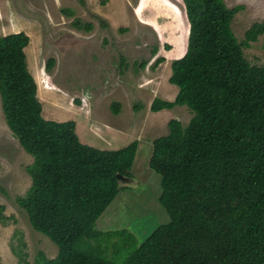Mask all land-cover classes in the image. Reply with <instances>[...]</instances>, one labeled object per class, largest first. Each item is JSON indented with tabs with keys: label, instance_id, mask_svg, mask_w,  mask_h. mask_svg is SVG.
I'll return each mask as SVG.
<instances>
[{
	"label": "trees",
	"instance_id": "16d2710c",
	"mask_svg": "<svg viewBox=\"0 0 264 264\" xmlns=\"http://www.w3.org/2000/svg\"><path fill=\"white\" fill-rule=\"evenodd\" d=\"M183 2L190 24L187 51L172 61L169 79L179 92L173 101L154 98L150 109L187 105L193 116L187 125L171 119L169 133L153 141L149 166L161 176L159 201L170 220L140 245L126 229L97 228L123 183L133 179L138 140L102 150L81 141L74 120L46 119L25 51L30 36H0L3 112L33 156L27 167L31 186L17 201L33 228L58 246L54 258L40 251L36 264H264V65L251 64L244 53L264 35V20L239 40L232 21L242 5ZM164 60L158 57L155 65ZM55 63L49 58L46 71ZM120 107L114 102L113 112ZM4 211L0 204L2 223L11 218ZM114 235L132 248L123 262L103 246ZM18 257L17 264H30L26 252Z\"/></svg>",
	"mask_w": 264,
	"mask_h": 264
},
{
	"label": "rangeland",
	"instance_id": "374dc122",
	"mask_svg": "<svg viewBox=\"0 0 264 264\" xmlns=\"http://www.w3.org/2000/svg\"><path fill=\"white\" fill-rule=\"evenodd\" d=\"M224 1L230 8L243 6L232 21L233 31L239 40L244 39L245 32L253 23L264 20V0ZM142 4L144 9L136 14ZM64 8L68 10L66 14L62 11ZM77 18L82 22L79 27L74 25ZM88 23L93 25L90 31L86 30ZM20 31L29 32L39 39L36 65L46 79L37 76L40 87L52 86L45 68L47 60L54 58L56 63L50 75L57 84L55 89L64 88L68 95L72 94L69 90H74V103L81 100L84 107L93 96L91 90H96L102 102L100 112L108 121L118 123L127 134L130 133L132 142L137 140L140 128H146L145 133H141L144 138L139 137L140 151L132 169L133 179L123 183L126 187L97 221V228L101 231H130L140 245L158 226L170 220L159 201L161 176L147 163L153 152L152 142L148 146V135L168 134L169 125L165 122L158 125L156 117H152L156 112L150 109L155 95L151 89L140 92L136 88L139 79L143 83L147 80L145 77L155 75L152 73L155 69L151 71L142 67V62L153 66L159 56L165 55L173 61L185 55L190 24L183 0H0V36ZM165 33L173 45L166 53ZM180 33L183 34L179 37ZM244 53L251 64L264 65V35L245 47ZM168 66L169 63L166 68ZM86 75L88 79L85 80ZM123 85H127L130 96H121L123 91L120 87ZM107 90L113 94L111 106ZM82 91L85 96L81 97ZM116 98L122 101L119 102L122 107L120 117L113 112ZM135 105L139 107L134 109ZM49 110L54 112V108H46V117L50 116ZM107 110L110 115L105 113ZM173 111L170 114L176 119L179 117L184 125L193 116L187 105H177ZM52 117L60 119L59 116ZM151 117L153 126H150ZM32 162L33 156L21 146L6 122L0 95V204L5 206L4 213L11 217L5 223L0 222L3 264H17L21 251L27 253L30 264H36L40 251L48 258L58 254V246L33 228L27 211L17 201V197L26 195L31 186L27 167ZM119 240L120 237L114 235L103 246L108 249L110 258L123 262L132 248L125 243L118 244Z\"/></svg>",
	"mask_w": 264,
	"mask_h": 264
},
{
	"label": "crops",
	"instance_id": "0c3cea01",
	"mask_svg": "<svg viewBox=\"0 0 264 264\" xmlns=\"http://www.w3.org/2000/svg\"><path fill=\"white\" fill-rule=\"evenodd\" d=\"M143 9H144V6L142 4L137 8L135 13L140 14ZM26 33L30 36L31 41H30L29 45L25 48V51L27 54L29 69H30L31 73L33 74V76L35 77L37 85H38L37 94H38V97H39V99L42 103V106H43V115H45L44 111L46 110V108L52 107V108H54V112L50 113L51 110H49L50 116L46 117V115H45V117L47 119L55 118L56 121L74 120L77 124L76 130H77V133H78L81 141L87 145H90V146H93V147H96V148H99L102 150H117V149H120V148L125 147L126 145L130 144L132 142V138H130V133L127 134L126 130L123 127L121 128L118 125V123H114L113 121H108L109 119L104 117L102 112H100L102 102L100 101L99 95H98L96 90H91V92L93 93V96L91 97L89 102H86V107H84L81 100H79L78 103H74L73 96H72V94L75 95L74 90H72V91L69 90L72 94L68 95V91H66L64 88L60 89L58 87L57 89H55L56 88L55 85H57V84H55L52 76L50 75V72L46 71V75L49 77L52 86L48 87L47 85H45L44 87L43 86L40 87L37 76L42 80L45 79V77L43 76L41 70L38 69L37 65H36L37 58L39 56L38 53L40 50L39 39L36 37L34 38V36L29 32H26ZM182 34L183 33H180V34H178V36L180 37ZM188 36H189V32H188V35L186 38L187 42H188ZM158 37L161 39V37L159 35H158ZM164 38L166 39L165 40L166 45L170 46L172 49L173 45L168 40V33L164 34ZM176 46H179V44H177ZM186 50H187V47H186ZM167 51H169V50H165V53ZM185 53H186V51H185ZM183 56H181V57H183ZM159 57H164L165 60L163 62L159 63L158 65H155V63H154L153 66L146 65V67H144L146 69L150 68L151 71L153 69H155V71H152V73H154L155 75L152 77H145L147 80L143 83H141L140 79H139V84H138V87L136 88V90L141 92V91H145V90H147V88H149V89H151V93L155 94L154 98L158 97V98H161L164 100L173 101V100H175V98L179 92V88H178V86L171 84L169 81L170 76L172 74V69H171L172 60L169 61L165 55L159 56ZM181 57H178V58H181ZM167 63H169L168 68H166ZM157 73L160 74V76H157ZM86 79H88L87 75H86L85 80ZM115 89H117V88H115ZM120 89L123 91V94L121 95L122 97L130 96V93L128 92L127 85H123V87H120ZM80 93L82 94L81 97L85 96V95H83L84 94L83 91ZM107 93H110V97H109V99H110L113 96V94L110 90L109 91L107 90ZM64 97H68V98H64ZM122 97H120V98L122 99ZM42 98H44V100ZM120 98L119 99L116 98L115 100L117 102L121 103L122 101L120 100ZM46 100L48 102H46ZM112 101L113 100H111V99L109 100V102H108L109 106H111ZM152 101H151V103H152ZM61 106L64 108H62ZM173 108L162 109L160 111H157L156 114L154 116H152V117H156V124L162 125V124H164V122L166 124H168L171 119H174L175 118L174 115L170 114V113L174 112ZM121 109H122V107H121ZM64 111H66V112H64ZM105 113H107L108 115L111 114V112L109 110H107ZM181 113H182V111H181ZM54 115L59 116L60 119L57 117H52ZM120 115H122L121 111H120V113H118V115L116 117H120ZM152 117L150 118L151 119L150 126H153ZM52 120H54V119H52ZM147 126H149V125H147ZM144 128L145 127H141L140 128L141 132H139L137 134L138 143H139V137L144 138L143 136H141L142 132L145 133L146 128L145 129ZM143 129H144V131H143ZM165 135H167V134H165ZM148 136H150V137H147L148 141H149L148 146H150L151 142H152V146H153V141L156 138L160 137V136L155 137V134L148 135ZM151 139H153V140H151ZM139 151H140V145H138V151H137V155H136V159H135L134 164H136V162H137ZM151 156H152V153L150 154L149 158H151ZM149 161H150V159H148L147 163H149Z\"/></svg>",
	"mask_w": 264,
	"mask_h": 264
}]
</instances>
